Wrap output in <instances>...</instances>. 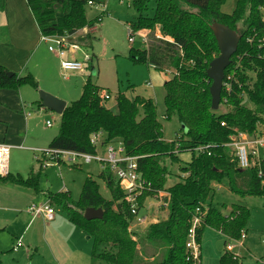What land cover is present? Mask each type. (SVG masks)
<instances>
[{"label": "trees", "instance_id": "trees-1", "mask_svg": "<svg viewBox=\"0 0 264 264\" xmlns=\"http://www.w3.org/2000/svg\"><path fill=\"white\" fill-rule=\"evenodd\" d=\"M26 2L41 35L61 36L93 28L98 19H87L88 4L103 5L106 0ZM132 2L138 16L131 24L130 32L148 30L149 42L143 49L131 48L130 59L160 72L172 73L163 85V118L170 121L175 117L182 125L181 132L173 141L165 139L158 108L152 98L139 95L129 98L119 92L115 97L118 112H113L105 106L104 94L108 92L104 93L88 78L81 97L65 108L58 133L48 148L95 153L96 147L91 141L99 133L104 135L103 144L122 143L129 155L140 157L139 171L150 191L145 192L141 203L159 191H166L170 195L167 218L150 222L145 227L134 226L130 206L124 202V194L109 169L103 170L99 178L110 191L111 199L102 196L97 180L89 175L77 201L68 193H57L51 196L50 203L60 206L69 221L93 239L92 262L193 264L186 242L197 207L202 210L208 207L198 231L199 242L206 227L222 232L228 241L239 239L241 232L247 229L250 210L246 206L234 204L228 215L212 206L214 183L227 178L232 193L242 198H264V159L243 170L226 148L232 136L241 133L256 136L264 124V47L258 49L245 42V35L251 29H263L259 9L264 8V0H236L232 14L222 12L226 0H156L152 17L145 14L150 0ZM215 23L241 31L238 50L225 76L234 70L237 56L247 53L242 58L241 68L236 71L233 92L226 103L223 99L227 96L222 92L221 103L230 108L224 114H217L212 109V81L207 75L210 63L219 56L213 32ZM158 33L160 37H157ZM24 87L38 90V82L31 74L10 77L7 69L0 65V89L18 91ZM243 94L250 101V107L244 104ZM36 105L38 109L42 108L40 101ZM199 146H209L210 155L197 153L195 149ZM182 152L192 153L191 161L182 168L185 176L167 188L169 170L165 162L167 159L179 162L178 154ZM40 174L41 171H31L27 178L8 174L0 176V183L38 192ZM89 208L101 209L103 218L87 220L84 213ZM148 247L151 249L149 254ZM241 263V258L227 249L219 260V264ZM0 264H4L1 257Z\"/></svg>", "mask_w": 264, "mask_h": 264}, {"label": "rangeland", "instance_id": "rangeland-1", "mask_svg": "<svg viewBox=\"0 0 264 264\" xmlns=\"http://www.w3.org/2000/svg\"><path fill=\"white\" fill-rule=\"evenodd\" d=\"M133 0H106V11L101 22H96L94 31L87 27L79 30L74 39L78 35L88 33L81 40L84 43L82 51L77 52L75 57L81 61L84 60V55L88 54L92 57V61L86 62L84 69L81 72L70 73L69 78L65 79L62 75L61 62L57 55L48 51V46L43 45L37 55L40 61L49 64V68L43 72L42 69L37 70L40 81L39 91L50 93L63 101L70 104L78 100L83 91V87L91 78L92 81L103 89V92L109 93V98L105 101V106L113 112H118L116 95L120 92L129 98L134 96H143L145 98H152L157 105L160 121L163 124L164 137L167 141L175 140L176 136L181 132L182 125L173 117L170 121L163 118L164 114V83L172 75L170 73L160 72L153 67L134 63L130 59V49H143L146 44L143 38L148 34V30L142 29L134 32L135 42H129L131 24L135 21L138 13L133 6ZM236 6V0H226L222 6V12L225 14H232ZM156 0H150L146 15L152 17L155 13ZM101 9L95 7H87L86 17L90 21H95L101 15ZM90 37V40L86 38ZM54 60V64L52 63ZM36 57L27 63L28 69L34 68ZM30 71V70H29ZM29 72L26 71V75ZM151 83L152 86H147ZM32 92L30 88H26ZM39 96V92H38ZM244 104L247 107L251 106L250 101L245 98ZM33 106V105H32ZM33 122L37 133L40 135L47 145V140L51 135H55L60 126V115L52 111H38L36 106H33ZM36 109V110H35ZM230 111V108L222 105L215 112L217 114H224ZM47 121L52 122V127L48 128ZM42 150H48V147ZM105 156V152L103 153ZM179 162H172L170 159L166 160V166L169 170V176L166 187L169 188L179 182L184 173L182 168L186 167L191 161V152H182L178 154ZM15 159L19 160L18 168H14ZM11 171L19 173L27 178L30 169L35 172L40 170V162L37 157L32 156V153L27 151L13 150L10 154ZM9 169V170H10ZM100 166L93 162L91 164L82 165L80 167H70L67 165L53 164L41 171L39 180V191L36 197L38 199H31L27 196L21 195L15 190L0 187V257L4 264H50L49 257L51 256V248L57 252L59 250L62 255L66 256L73 264H88L91 261L93 239L86 233L79 235L78 227L72 225L66 213L60 206L56 210V216L60 218L52 231L48 227L50 222L45 221L41 216L32 220L31 214L28 212V206L36 204L39 206L41 202L49 200L50 195H56L62 190L69 191L71 198L77 201L80 197L83 182L85 177L89 174L95 178L99 184L100 193L107 200L111 199V193L107 189L105 183L99 178ZM117 183V182H116ZM215 190L214 198L211 204L218 209L223 215H228L234 204H242L250 210V217L247 223L249 237L246 242V247L243 248L240 258L245 264L254 260L257 264H264V255L258 254V250L264 249L262 240L264 238V209L263 197L248 196L242 198L229 190L228 179L224 178L220 183H214ZM154 195L151 196L150 217L147 225L150 222L160 221L167 218L168 210L165 207L158 206V201ZM165 197L163 198V200ZM208 209V207H206ZM146 225V226H147ZM137 229V228H135ZM144 229V228H143ZM79 230V231H77ZM211 230V231H210ZM214 230V231H213ZM217 230L206 227L202 232V238L206 236L207 232L212 237L213 232ZM46 236V237H45ZM53 240H55L53 242ZM252 240V242H251ZM18 241H21L22 247H17ZM225 239L220 240L204 239L203 260L197 264H219V258L215 256L218 251H221L226 246ZM232 246L237 247L239 244L236 240H229ZM249 242L251 243L249 245ZM48 248H45V246ZM58 248V249H56ZM56 249V250H55ZM49 250V251H48ZM233 250V249H232ZM148 254L151 251L150 247L147 249ZM238 250H234L237 254ZM163 252H167L163 251ZM64 253V254H63ZM85 255L87 258H85ZM63 257V261L67 258ZM88 259V260H87ZM68 260V261H69ZM60 262V260H59ZM70 262V261H69ZM91 264H103L91 262Z\"/></svg>", "mask_w": 264, "mask_h": 264}, {"label": "built area", "instance_id": "built-area-1", "mask_svg": "<svg viewBox=\"0 0 264 264\" xmlns=\"http://www.w3.org/2000/svg\"><path fill=\"white\" fill-rule=\"evenodd\" d=\"M130 0H128L129 2ZM90 7L101 9V15L97 17L98 22H101L104 14L107 13L106 5H95L92 2L88 4ZM261 22L263 29L258 30L253 28L245 35V42L250 46H257L258 49L264 47V8H260ZM94 27L92 29L93 32ZM80 32V31H79ZM66 34V35H54L44 36L41 35V41L48 45L49 52L57 55L61 60L62 75L65 79L69 78L70 73L81 72L84 69L85 63L92 61V57L88 54L84 55V60L81 61L75 57L77 52L82 51L84 47L83 41H81L88 33L78 35L77 39L74 37L79 33ZM149 34V31H148ZM148 34L143 38L145 44L149 42ZM129 42H135L134 33H130ZM160 37V34H157ZM247 53L238 55L235 63L233 64L234 70L224 77L222 92H225L224 103L227 102V98L233 92V83L235 81V74L238 69L241 68V61L243 57H246ZM233 63V61H232ZM172 74L171 72H168ZM253 76V74H250ZM147 86H152L151 83H147ZM105 99L109 98V94L105 93ZM246 98L245 94H243ZM222 102V97H221ZM223 103V104H224ZM222 104V103H221ZM222 104V105H223ZM43 109V108H42ZM30 115V114H29ZM225 126V123L221 124ZM48 127H52V122H47ZM104 135L99 133L92 137V144L96 147L95 153H85L75 150L64 149H49L37 150V160L40 162L42 168H46L50 165L57 164L59 166L67 165L70 167H80L82 165L97 163L101 170L109 169L113 174L117 182L119 189L124 194V202L130 206V212L134 217L133 225L136 227H145L150 219L148 213L150 212V205L146 203L151 197H147L143 203L141 198L145 192H150L147 183L143 180L142 174L139 171V156H131L127 153L125 146L122 143H108L103 144ZM226 148L230 150L234 156L237 165L240 169L246 170L255 166L262 160L261 153L264 152V124L261 132L256 136H249L241 133L231 137V141L226 144ZM12 147L10 145L0 143V176H7L9 174V160ZM209 146H199L195 149L197 153H210L208 152ZM105 152V156L103 153ZM261 176V172L259 173ZM160 198L158 206L167 208L169 204V193L166 191H159L154 195ZM165 199L163 200V198ZM155 199V200H156ZM28 212L33 218L41 216L45 221L51 222L55 219L56 210L50 202L40 204H32L28 207ZM207 213V209L202 210L197 207L194 211L190 226L188 230V238L186 242V249L189 253V257L193 261V264L200 262L201 246L198 241V231L202 227L203 219ZM247 238V232L242 231L239 239L236 242L241 246L244 240ZM21 241L18 242L17 247H21ZM226 249L232 253L234 246L231 243L226 245ZM235 255V254H234ZM236 256V255H235ZM238 257V256H237Z\"/></svg>", "mask_w": 264, "mask_h": 264}, {"label": "crops", "instance_id": "crops-1", "mask_svg": "<svg viewBox=\"0 0 264 264\" xmlns=\"http://www.w3.org/2000/svg\"><path fill=\"white\" fill-rule=\"evenodd\" d=\"M92 29L93 28H91V31ZM43 45H47V44L41 41V33L39 31L35 18L30 8L27 5L26 0H1L0 2V65L5 67L8 72H13L14 74H18L19 76H25L26 71H28L29 72L28 74H31L38 82V90H34L30 88L32 92H29L28 90H25L27 87H24L18 91L12 89H0V143L10 145L12 147L11 152L13 150L16 151L23 150L30 152L32 153L33 158L34 156L38 155L37 150H42L45 147H49L50 142L58 133L57 132L53 136L51 135L47 139L49 140L47 141L48 142L47 145H45L46 142L42 140L40 135L37 133L35 124L32 119L34 112L33 106L37 107L36 102L39 101L38 92L40 89V85H39L40 81H38L39 75L36 72L38 69H42L43 72L47 73L46 71L49 68V64L47 62L43 63L40 61L39 57L37 58V55ZM35 57H36V62L34 68L32 67V69H28L29 67L28 66L26 67L27 63H29ZM52 63L54 64V60H52ZM47 92L54 94L50 90H48ZM37 110L47 111L46 109H42V108L40 109L37 108ZM261 158L264 159V152L261 153ZM19 164H20L19 160L15 159L13 167L18 168ZM11 167L12 166L10 161L9 169ZM41 168L42 167L40 166L39 171H42L43 168L42 169ZM31 171L35 172L34 169L32 168L30 169L29 174L31 173ZM101 172L102 170L99 172V174ZM9 174L21 175L18 172L17 173L12 172L11 169L9 170ZM87 176H89V174ZM87 176L85 177V179L87 178ZM0 187L6 188L7 190L8 189L15 190L21 195L27 196L28 198L31 199H35V198L38 199V197H36L38 192H35L32 189L15 186V185H4L2 183H0ZM59 193H68L70 195V192L65 190H62ZM51 196L52 195H50L48 201L41 202L40 204L50 202ZM146 203L151 204L149 199L146 201ZM262 207L264 209V202ZM54 208L55 210H59L58 207L56 206H54ZM32 220H35V218L32 217ZM59 221L60 218L55 216V219L50 222L48 230L49 228H51L49 231H52L54 229L53 227H55ZM248 231L250 230L247 228L246 229L247 238L244 240L243 244L241 246L238 245L237 247L234 246V249L232 250L233 252L234 250H238L237 251L238 253L235 255L238 256L239 258L240 255L242 254V251L244 250L243 248L246 247V242L248 241V238L253 237L252 234L250 236L248 235L249 233ZM78 233L79 235H81L83 232L82 230H80ZM213 233H214L213 236L215 235L214 238L210 233L208 234V232L205 238L204 237L202 238V236L200 238L201 261L203 260V255H204L203 253L204 239H208L210 241L214 239L215 241L216 240L218 241L223 237L225 239L224 244L226 246V242L228 241L227 237L220 231ZM54 241L55 240H53V242ZM228 243L229 242H227V244ZM250 244L251 243L249 242V245ZM262 244L264 245V238L262 240ZM45 248L47 247L45 246ZM50 250H51L50 253L51 256L49 257L50 264H73L72 261L69 260L66 256L62 255L59 250H57V252L54 251L53 248H51ZM224 252H225V248L221 251H218L215 256L221 258ZM258 254L264 255V249L258 250ZM63 257H66L67 261L66 260L63 261L64 259ZM85 258H87L86 255ZM91 262H92V257H91V261L88 264H91ZM246 262L247 261L245 262L242 261L241 264H245ZM80 264H84V263H80ZM247 264H257V262H255L254 260H250V263Z\"/></svg>", "mask_w": 264, "mask_h": 264}, {"label": "water", "instance_id": "water-1", "mask_svg": "<svg viewBox=\"0 0 264 264\" xmlns=\"http://www.w3.org/2000/svg\"><path fill=\"white\" fill-rule=\"evenodd\" d=\"M213 32L219 48V56L210 63L207 75L212 81V85L210 87L212 109L217 110L221 103L225 71L232 64V57L238 50L241 40V31H235L230 29L228 26L215 23L213 25ZM8 75L12 77L15 74L13 72H8ZM39 101L41 102L43 109L52 111L60 116L67 107L65 101L44 91H39ZM84 216L89 221L99 220L103 218V211L101 209L89 208L85 211Z\"/></svg>", "mask_w": 264, "mask_h": 264}]
</instances>
